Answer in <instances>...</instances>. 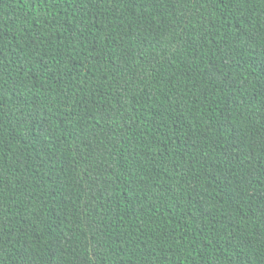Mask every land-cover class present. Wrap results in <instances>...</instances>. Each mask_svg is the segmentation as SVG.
<instances>
[{
    "label": "trees",
    "instance_id": "1",
    "mask_svg": "<svg viewBox=\"0 0 264 264\" xmlns=\"http://www.w3.org/2000/svg\"><path fill=\"white\" fill-rule=\"evenodd\" d=\"M0 264H264V0H0Z\"/></svg>",
    "mask_w": 264,
    "mask_h": 264
}]
</instances>
